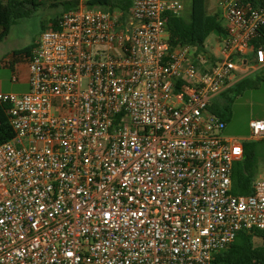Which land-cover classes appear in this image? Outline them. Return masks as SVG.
Returning a JSON list of instances; mask_svg holds the SVG:
<instances>
[{
	"label": "built area",
	"instance_id": "2783aa9c",
	"mask_svg": "<svg viewBox=\"0 0 264 264\" xmlns=\"http://www.w3.org/2000/svg\"><path fill=\"white\" fill-rule=\"evenodd\" d=\"M216 1V55L169 46L179 0L81 5L42 31L28 90L0 92L14 132L0 144V264H211L240 231H264V170L251 194L231 192L242 143L209 110L236 72L264 73V7ZM249 130L264 140V119Z\"/></svg>",
	"mask_w": 264,
	"mask_h": 264
},
{
	"label": "trees",
	"instance_id": "16d2710c",
	"mask_svg": "<svg viewBox=\"0 0 264 264\" xmlns=\"http://www.w3.org/2000/svg\"><path fill=\"white\" fill-rule=\"evenodd\" d=\"M55 1L62 7V13L75 9L80 5L78 0ZM242 2L255 7H264V0H242ZM107 4V0H88L84 3L87 7H102ZM37 5L36 0H0V43L8 35L14 20L28 16L31 10H36ZM122 11L125 13L127 8ZM61 14L50 20L53 29L57 28V22ZM165 31L167 42L171 48L188 45L198 53L204 51V43L207 37L212 32H222V29L216 16L206 14L204 0H192L188 20H184L180 16L168 15ZM253 45L255 47L264 46V26L259 30ZM33 48L34 44L13 51L12 55L28 58ZM262 76V79H264V75ZM244 82L245 79H242L235 83L234 90L236 94L243 88ZM232 86L228 87L219 96L223 95ZM209 110L224 121L229 113L228 103L219 106L215 98L209 106ZM13 137L14 132L7 115V104L0 102V144L12 140ZM242 149L241 160L235 162L232 166L231 192L236 195L252 193V183L257 176L260 162L264 160V140L244 142L242 143ZM256 240L259 242L257 243ZM211 264H264V231H240L227 249L214 255Z\"/></svg>",
	"mask_w": 264,
	"mask_h": 264
},
{
	"label": "rangeland",
	"instance_id": "374dc122",
	"mask_svg": "<svg viewBox=\"0 0 264 264\" xmlns=\"http://www.w3.org/2000/svg\"><path fill=\"white\" fill-rule=\"evenodd\" d=\"M183 2L186 12H188L191 0H183ZM61 11L62 7L52 9L50 12L36 9L31 10L28 16L14 20L8 35L0 43L1 62L2 58H6L11 63L9 68L0 66V79L6 88L11 89L5 93H24L22 89L24 87L19 82L24 78V73L20 68H16V63H22L25 58L24 56L14 57L13 51L35 45V41L42 31L48 28L49 20L61 14ZM214 39L215 33L212 32L205 42L210 44L213 43ZM262 75L264 73L261 71H254L250 74L236 72L233 86L223 95L217 97L216 101L219 106L228 103L229 113L224 119L225 127L221 132L224 138H233L239 143L249 142L250 120L264 118V79H262ZM13 76L17 79L16 82L11 81ZM242 79H245L243 88L236 94L234 85ZM260 167H264V160L260 162ZM256 242L259 241L256 240Z\"/></svg>",
	"mask_w": 264,
	"mask_h": 264
},
{
	"label": "crops",
	"instance_id": "0c3cea01",
	"mask_svg": "<svg viewBox=\"0 0 264 264\" xmlns=\"http://www.w3.org/2000/svg\"><path fill=\"white\" fill-rule=\"evenodd\" d=\"M1 1H5V0H1ZM36 1L38 3L36 9H41L45 12H50L52 9H56V8L59 9L61 7L60 5H58L57 1H55V0H36ZM78 1L80 4L79 6H81V5H84V3L88 0H78ZM179 1L183 5V10L181 12L180 17L184 20H188L192 0H191V4H190L188 12H186V8L184 6L183 0H179ZM107 2H108L107 5L102 6V7H97V8H100L102 10H110V11H112V10H121L122 11L123 9L129 8L131 0H107ZM204 5H205L206 14L209 16H216L217 20L220 23L221 29H222V32H220V33L213 32V33H215V39H214L213 43H210V44H206V42L204 43V50L206 52H209L210 54L216 55V54H218V51H219L220 39L224 35L225 27H226L224 12H223V9L218 5L216 0H214V1L204 0ZM51 25L52 24L49 20L47 27H50ZM24 58L25 59L22 63H20V62L16 63V68H18V69L20 68L24 73V78L21 79L19 82H21V85L24 87V88H22L23 92H26L28 90V68H27V65H28L29 57L28 58L24 57ZM0 66L9 68L11 66V63L6 58H2V62L0 60ZM14 66H15V64H14ZM248 74H250V73H248ZM13 77H12V79H13ZM12 79H11V81L14 82ZM233 83L234 82L232 80L229 84V87L232 86ZM10 90H9V88L5 87V85L3 84V82L0 79V92L5 93V92H8ZM216 99H217V97H216ZM253 119H264V118H253ZM253 119H251V120H253ZM226 139H233V138H226ZM233 140H235V139H233ZM248 140L249 141L252 140L250 137V130H249ZM263 170H264V167H259L257 176L255 178L260 177Z\"/></svg>",
	"mask_w": 264,
	"mask_h": 264
}]
</instances>
